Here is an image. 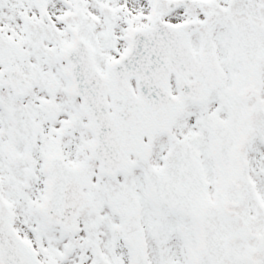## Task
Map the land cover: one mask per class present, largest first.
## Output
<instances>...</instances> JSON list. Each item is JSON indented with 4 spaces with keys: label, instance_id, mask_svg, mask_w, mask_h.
Segmentation results:
<instances>
[{
    "label": "snow or ice",
    "instance_id": "1",
    "mask_svg": "<svg viewBox=\"0 0 264 264\" xmlns=\"http://www.w3.org/2000/svg\"><path fill=\"white\" fill-rule=\"evenodd\" d=\"M0 264H264V0H0Z\"/></svg>",
    "mask_w": 264,
    "mask_h": 264
}]
</instances>
